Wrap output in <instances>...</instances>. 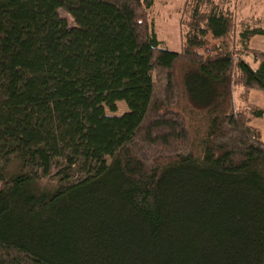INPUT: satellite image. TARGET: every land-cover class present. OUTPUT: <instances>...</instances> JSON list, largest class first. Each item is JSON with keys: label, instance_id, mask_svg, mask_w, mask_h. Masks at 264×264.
<instances>
[{"label": "trees", "instance_id": "obj_1", "mask_svg": "<svg viewBox=\"0 0 264 264\" xmlns=\"http://www.w3.org/2000/svg\"><path fill=\"white\" fill-rule=\"evenodd\" d=\"M153 5L0 0V264H264V29L190 0L173 50Z\"/></svg>", "mask_w": 264, "mask_h": 264}, {"label": "rangeland", "instance_id": "obj_2", "mask_svg": "<svg viewBox=\"0 0 264 264\" xmlns=\"http://www.w3.org/2000/svg\"><path fill=\"white\" fill-rule=\"evenodd\" d=\"M186 1L190 0H154L152 15L155 21L157 36L166 47L173 50L180 49L183 27L180 20L185 18L180 9H182ZM213 1L219 3L224 10L232 12L236 21L248 20L253 25L264 29V0ZM58 12L69 25L73 24L72 19L64 10L59 9ZM248 46L250 49L264 51V35H255L249 38ZM242 57L253 66H256L257 63L253 62L251 54H244ZM153 67L154 64H151L150 70H153ZM234 97L239 109L246 111H250V109H261L263 111L261 117H252L249 124L259 129L260 135L264 140V91L246 89L240 85H235ZM116 106L117 110L115 112L106 110V113L120 116L128 111V107L124 101H117ZM107 161H109L108 158Z\"/></svg>", "mask_w": 264, "mask_h": 264}]
</instances>
